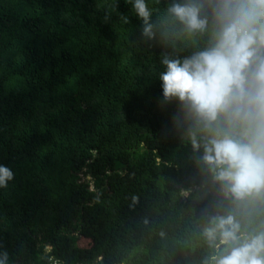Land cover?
Returning a JSON list of instances; mask_svg holds the SVG:
<instances>
[{
	"label": "trees",
	"instance_id": "16d2710c",
	"mask_svg": "<svg viewBox=\"0 0 264 264\" xmlns=\"http://www.w3.org/2000/svg\"><path fill=\"white\" fill-rule=\"evenodd\" d=\"M172 2L147 0L152 20ZM207 42V32L144 40L125 0H0L9 264H46L28 250L43 241L57 264H201L211 249L200 228L234 206L198 165L187 122L160 105L157 72L162 56ZM248 207L256 227L264 204Z\"/></svg>",
	"mask_w": 264,
	"mask_h": 264
},
{
	"label": "clouds",
	"instance_id": "9594fccd",
	"mask_svg": "<svg viewBox=\"0 0 264 264\" xmlns=\"http://www.w3.org/2000/svg\"><path fill=\"white\" fill-rule=\"evenodd\" d=\"M125 2L144 40L208 33L204 48L160 58V105H174L172 120L187 122L198 165L234 206L200 228L211 249L201 264H264V220L250 228L248 207L264 204V0H173L159 22L147 0ZM12 179L0 165V188ZM0 264H9L7 252Z\"/></svg>",
	"mask_w": 264,
	"mask_h": 264
},
{
	"label": "rangeland",
	"instance_id": "374dc122",
	"mask_svg": "<svg viewBox=\"0 0 264 264\" xmlns=\"http://www.w3.org/2000/svg\"><path fill=\"white\" fill-rule=\"evenodd\" d=\"M32 237H34L32 235ZM77 245L80 247H87L89 246V242L84 240L82 237L78 238ZM51 243L48 241H43L42 243L34 242L28 248L29 251L36 252L40 258H42L46 264H57V262L53 261L48 257V253L51 250Z\"/></svg>",
	"mask_w": 264,
	"mask_h": 264
}]
</instances>
